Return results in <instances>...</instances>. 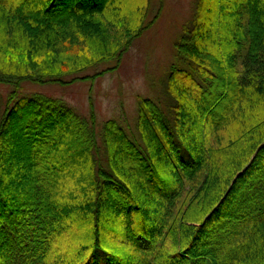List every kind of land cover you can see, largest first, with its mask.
<instances>
[{
  "label": "trees",
  "instance_id": "1",
  "mask_svg": "<svg viewBox=\"0 0 264 264\" xmlns=\"http://www.w3.org/2000/svg\"><path fill=\"white\" fill-rule=\"evenodd\" d=\"M159 2L0 0V264H264V0H196L140 143L16 96L116 69Z\"/></svg>",
  "mask_w": 264,
  "mask_h": 264
},
{
  "label": "rangeland",
  "instance_id": "2",
  "mask_svg": "<svg viewBox=\"0 0 264 264\" xmlns=\"http://www.w3.org/2000/svg\"><path fill=\"white\" fill-rule=\"evenodd\" d=\"M195 2L162 0L159 17L133 41L116 69L91 80H77L66 85L24 83L16 96L41 94L61 99L83 117H88L92 110L96 127H100L105 120L115 119L132 140L140 143L136 129L138 104L143 99H150L162 113L166 112L168 98L164 90L169 67L173 63L181 65L174 41L182 26L192 19ZM159 5V0H150L148 19L156 14ZM108 66L101 64L80 75H92ZM9 92V86L0 83V99L3 103ZM182 154L186 156L183 150Z\"/></svg>",
  "mask_w": 264,
  "mask_h": 264
}]
</instances>
